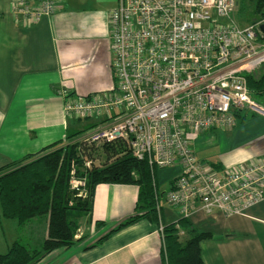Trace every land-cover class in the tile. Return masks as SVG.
I'll use <instances>...</instances> for the list:
<instances>
[{
  "label": "built area",
  "instance_id": "2783aa9c",
  "mask_svg": "<svg viewBox=\"0 0 264 264\" xmlns=\"http://www.w3.org/2000/svg\"><path fill=\"white\" fill-rule=\"evenodd\" d=\"M236 7L237 0H117L109 12L112 87L61 92L66 116L95 123L79 141L121 142L150 168H177L165 198L184 216L243 214L264 199V154L216 168L191 146L204 132L233 129L248 111L264 116L245 77L264 63V20L242 25ZM57 8L56 0L11 6L26 24ZM75 173L72 164L70 186L82 192L85 178ZM158 230L162 236V224Z\"/></svg>",
  "mask_w": 264,
  "mask_h": 264
},
{
  "label": "crops",
  "instance_id": "0c3cea01",
  "mask_svg": "<svg viewBox=\"0 0 264 264\" xmlns=\"http://www.w3.org/2000/svg\"><path fill=\"white\" fill-rule=\"evenodd\" d=\"M13 1L0 0V167L63 141L72 131L75 120L64 113L62 91L84 95L114 83L109 32L113 7L102 6L114 0H56L53 14L30 24L15 18ZM244 115L228 138L230 148L218 156L211 154L210 163L231 167L264 154V116ZM159 172L157 184H168L159 199L161 222L174 223L183 214L167 202L165 193L177 168ZM137 192L135 184H97L90 213L79 219L76 242L53 250L36 264H161L162 236L158 225L146 219L86 248L133 212ZM186 217L195 228L211 234L200 241L204 264H264V199L243 214L197 209ZM1 219V253L21 236L28 244L46 237L45 217L23 225L9 219L4 224ZM179 234L184 241V230Z\"/></svg>",
  "mask_w": 264,
  "mask_h": 264
},
{
  "label": "trees",
  "instance_id": "16d2710c",
  "mask_svg": "<svg viewBox=\"0 0 264 264\" xmlns=\"http://www.w3.org/2000/svg\"><path fill=\"white\" fill-rule=\"evenodd\" d=\"M236 9L237 18L243 24L264 20V0H237ZM245 77L251 97L256 100L264 96V71L259 75L249 72ZM244 117L239 115L238 120ZM94 125L92 122L83 130ZM83 130L71 131L63 141L53 142L38 152L0 167V216L15 220L19 225L37 217L47 220L46 237L38 246L31 247L15 240L6 252H0V264H36L53 250L72 246L76 242L74 236L79 219L90 213L94 189L99 183L135 184L137 198L129 216L86 248L141 219L158 226L162 224L159 199L164 192L158 191L156 180L157 170L162 168H150L146 160L135 158L121 142L102 143L101 153L106 161L100 166L84 168L81 164L91 157L90 150L86 148L83 159L79 156V143H69ZM72 164L78 165L77 176L85 178L82 192L70 186ZM180 230H184V241L180 239ZM210 235L195 228L184 215L174 223L162 224L161 264H204L200 241Z\"/></svg>",
  "mask_w": 264,
  "mask_h": 264
},
{
  "label": "rangeland",
  "instance_id": "374dc122",
  "mask_svg": "<svg viewBox=\"0 0 264 264\" xmlns=\"http://www.w3.org/2000/svg\"><path fill=\"white\" fill-rule=\"evenodd\" d=\"M110 3H108V4L104 3L102 6L104 8H107V9L109 7H114L117 4V0H114V2L112 1ZM236 12H237V9H236ZM236 12H235V19L237 21H239V18H237ZM254 17L258 18V16H256V15H254ZM239 23L242 24V25H246V24H243L241 21ZM263 71H264V63L260 67H258L256 70H254L253 73H254V75H259ZM256 102L258 103V105L260 107L264 108V96H262L260 99H256ZM251 113H252L251 111H248L247 115H250ZM255 114H257V113H255ZM257 115L261 116L260 114H257ZM92 122H93V119L75 120L74 121V126L72 128H70V130H72V131H74V130H77V131L83 130L86 126H88ZM234 128L236 129V127H234ZM234 128L233 129H228V130L213 129L211 131H207V132H204V133L200 134L199 135L200 137L198 139L195 138L196 140L194 139L192 141V143H191L193 151L195 152V154L197 155L198 158L209 162L208 160L212 159V157H210L211 154H213L212 156H215V155L218 156V152L219 153H223V152L227 151L230 148V145H231L230 143L231 142H230V140L228 138H229V136H232V134H234V130H235ZM78 137H79V134L77 136H75V137H72L70 139L69 143H75V144L79 143L77 148H78V150H81L80 155H79L80 158L84 157L82 154H85L84 152H87L86 148L88 150H90L91 157L87 158V159L83 158L84 159L83 162L86 161V160H90L91 161V165H95V166L102 165L106 161V157H105L104 154L101 153V148H100L101 145L83 143V142L78 140ZM82 148L84 149L83 152H82ZM207 151H208V153H207ZM83 162H82L81 166L85 168V165L83 164ZM239 162H241V161H239ZM239 162H237V163H239ZM77 166L78 165L74 164L75 170H76ZM224 167H226V166H224ZM158 170H160V169H158ZM158 170H157V173H156V177L158 175V177L160 179V172L158 173ZM75 175H76L77 178H82L80 176L78 177L76 173H75ZM159 181H161V180H159ZM167 187H168V184L166 182L158 183V191L159 192H162V191L166 190ZM41 218L42 217H37L36 219H41ZM1 221L4 222V224H8V222H11V221H7V219H1ZM25 224H28V223L26 222ZM21 228H23V229H20L19 233L21 235H23V234H25V227L22 226ZM21 238H20V240L23 243H29V242H25L23 240L22 236H21ZM31 243H32V244H30L31 247H33V246L36 247V246H38L41 243V241L40 242L31 241Z\"/></svg>",
  "mask_w": 264,
  "mask_h": 264
},
{
  "label": "water",
  "instance_id": "95a60500",
  "mask_svg": "<svg viewBox=\"0 0 264 264\" xmlns=\"http://www.w3.org/2000/svg\"><path fill=\"white\" fill-rule=\"evenodd\" d=\"M260 32L264 35V22H261L258 26Z\"/></svg>",
  "mask_w": 264,
  "mask_h": 264
}]
</instances>
